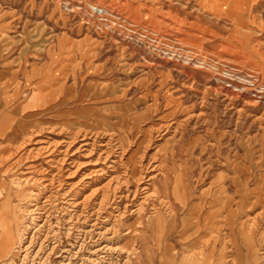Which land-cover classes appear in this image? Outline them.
I'll return each mask as SVG.
<instances>
[{"label":"rangeland","instance_id":"rangeland-1","mask_svg":"<svg viewBox=\"0 0 264 264\" xmlns=\"http://www.w3.org/2000/svg\"><path fill=\"white\" fill-rule=\"evenodd\" d=\"M87 3L168 44L99 26ZM66 156L93 188L154 177L127 264H264V0H0V213L18 220L2 264H23L30 185Z\"/></svg>","mask_w":264,"mask_h":264},{"label":"bare ground","instance_id":"bare-ground-1","mask_svg":"<svg viewBox=\"0 0 264 264\" xmlns=\"http://www.w3.org/2000/svg\"><path fill=\"white\" fill-rule=\"evenodd\" d=\"M80 138L82 145L75 152L80 153L87 146H92L90 153L95 150L97 138H88L87 135ZM113 144L114 140L107 141L103 146L104 150L99 153V158L105 156L104 160L107 161ZM116 147L118 148L117 145ZM60 163L56 176L49 177L48 180L44 179L45 181L40 183V180L34 181L30 185L33 187L30 197L32 205L27 215L30 217L32 227L30 226L28 238L23 245L24 262L28 260L29 264L36 262L38 264H127L130 256L138 253L136 245L140 239L138 236L144 234V231L140 230L143 227L142 215L153 205L152 199L159 195H156L154 188V177H146L144 174L134 189H131L133 180L130 181L132 177L129 178L128 174L125 181L110 178V182H106V185L93 188L96 180L82 176L78 178L79 167L77 169L74 167L75 171L67 170L66 167L75 165V161L71 160L70 156L64 157ZM64 171L67 176L63 175ZM170 207L173 208L169 205ZM8 215V213L4 214L0 219V258L3 259L0 262L6 259L4 253L16 245L18 239L16 224H11L9 220L11 216ZM134 218L136 222L129 224ZM146 223L147 229L155 233L170 224L164 219L161 209L157 207L148 216ZM213 237L215 239V236ZM195 244L197 245L195 242L193 247Z\"/></svg>","mask_w":264,"mask_h":264},{"label":"built area","instance_id":"built-area-1","mask_svg":"<svg viewBox=\"0 0 264 264\" xmlns=\"http://www.w3.org/2000/svg\"><path fill=\"white\" fill-rule=\"evenodd\" d=\"M81 6L86 9L88 15L99 25L104 28H120L123 31L128 32L131 36H139L142 38V40L150 41L155 46L159 47L158 41H162L163 46L164 44L168 42L163 41L160 36L157 34L150 32L146 29H140L135 24L128 22L126 19L121 17L120 15L115 14L112 11L107 10L104 7H101L100 5L96 3H87L86 5H80L79 8H82Z\"/></svg>","mask_w":264,"mask_h":264},{"label":"crops","instance_id":"crops-1","mask_svg":"<svg viewBox=\"0 0 264 264\" xmlns=\"http://www.w3.org/2000/svg\"><path fill=\"white\" fill-rule=\"evenodd\" d=\"M60 66V65H59ZM67 66V65H66ZM74 68H79L81 65H72ZM61 68H65V65H61ZM75 74V73H74ZM72 89H73V87L71 88V91H72ZM69 92V96H67L66 98H64L63 100H62V102L61 103H66L68 100H76V99H79L80 98V96H81V93H80V95L78 94H76V92H74V89H73V91L72 92ZM77 95V97H75ZM182 208V207H181ZM3 213V214H2ZM7 213L8 212H4V211H2L1 213H0V219L2 218V216L5 214V215H7ZM9 214V213H8ZM178 214V213H177ZM8 216H10V214L8 215ZM10 221H11V224L13 223V224H17L18 223V220H16V218L14 217V216H12L11 215V217H10V219H9ZM177 220H178V218H177ZM176 220V221H177ZM176 226H177V224H176ZM175 226V227H176ZM178 228V227H177ZM1 229V228H0ZM181 229V228H180ZM180 229H179V232H180ZM183 241V240H182ZM220 242V241H219ZM218 242V243H219ZM15 247H16V245H14L13 247H11V248H9L4 254H5V260L3 261V262H5V261H7L9 258H10V256L13 254V251L15 250ZM184 248V249H183ZM182 251H183V253L185 254L187 251L188 252H191L193 249L192 248H190V246H189V241H187V242H183V246H182ZM3 259H1L0 258V261H2ZM183 260V259H182ZM3 262H0V264H2ZM206 262H207V260H205V262H204V264H206ZM159 264H160V261H159Z\"/></svg>","mask_w":264,"mask_h":264}]
</instances>
